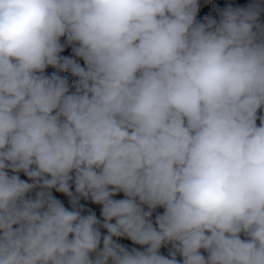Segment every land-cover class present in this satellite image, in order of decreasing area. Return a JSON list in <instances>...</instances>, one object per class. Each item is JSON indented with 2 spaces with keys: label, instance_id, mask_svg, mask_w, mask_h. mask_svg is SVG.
I'll return each instance as SVG.
<instances>
[{
  "label": "clouds",
  "instance_id": "obj_1",
  "mask_svg": "<svg viewBox=\"0 0 264 264\" xmlns=\"http://www.w3.org/2000/svg\"><path fill=\"white\" fill-rule=\"evenodd\" d=\"M0 264H264V0H0Z\"/></svg>",
  "mask_w": 264,
  "mask_h": 264
}]
</instances>
